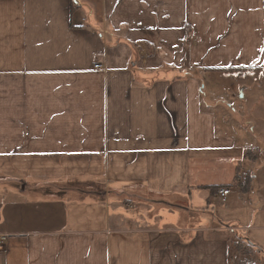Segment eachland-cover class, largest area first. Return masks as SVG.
Here are the masks:
<instances>
[{
    "label": "crops",
    "instance_id": "1",
    "mask_svg": "<svg viewBox=\"0 0 264 264\" xmlns=\"http://www.w3.org/2000/svg\"><path fill=\"white\" fill-rule=\"evenodd\" d=\"M0 234V264H264V0H0Z\"/></svg>",
    "mask_w": 264,
    "mask_h": 264
},
{
    "label": "rangeland",
    "instance_id": "2",
    "mask_svg": "<svg viewBox=\"0 0 264 264\" xmlns=\"http://www.w3.org/2000/svg\"><path fill=\"white\" fill-rule=\"evenodd\" d=\"M224 75L225 74H223V75L221 74V75L214 77L215 83H216V85H215L216 87L214 89L216 92H219L220 90L221 91H228V93H230V95H231V92L233 91V89H236L239 81L236 78H232V77L226 78V77H224ZM238 178L239 179L237 181V184L243 185L244 182L241 181V176L240 177L238 176ZM124 202L129 203L130 200H126ZM130 211H132V210H130Z\"/></svg>",
    "mask_w": 264,
    "mask_h": 264
},
{
    "label": "built area",
    "instance_id": "3",
    "mask_svg": "<svg viewBox=\"0 0 264 264\" xmlns=\"http://www.w3.org/2000/svg\"><path fill=\"white\" fill-rule=\"evenodd\" d=\"M96 68H101L100 64L96 65ZM228 189H221L219 190L218 194L220 195L221 199L224 201L226 200V196L229 194ZM8 243V236L0 234V250L3 249Z\"/></svg>",
    "mask_w": 264,
    "mask_h": 264
},
{
    "label": "trees",
    "instance_id": "4",
    "mask_svg": "<svg viewBox=\"0 0 264 264\" xmlns=\"http://www.w3.org/2000/svg\"><path fill=\"white\" fill-rule=\"evenodd\" d=\"M74 4H75V2H74ZM185 31H186V38H189L190 37V35L192 34V26L190 25V24H186V26H185ZM238 176H237V178H236V183H237V181H238ZM208 189H211V191L213 192V191H216V190H218V189H220L221 187L220 186H206Z\"/></svg>",
    "mask_w": 264,
    "mask_h": 264
},
{
    "label": "water",
    "instance_id": "5",
    "mask_svg": "<svg viewBox=\"0 0 264 264\" xmlns=\"http://www.w3.org/2000/svg\"><path fill=\"white\" fill-rule=\"evenodd\" d=\"M244 96V94H243V92L241 91V97H243Z\"/></svg>",
    "mask_w": 264,
    "mask_h": 264
}]
</instances>
